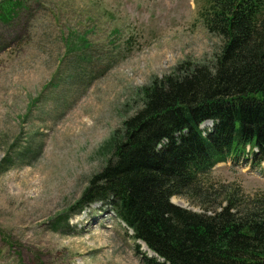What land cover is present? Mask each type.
<instances>
[{"label":"rangeland","instance_id":"obj_1","mask_svg":"<svg viewBox=\"0 0 264 264\" xmlns=\"http://www.w3.org/2000/svg\"><path fill=\"white\" fill-rule=\"evenodd\" d=\"M22 5L0 24V264H149L111 206L77 211V202L104 166L110 136L141 107L142 89L220 52L222 37L199 16L204 0ZM201 181L193 200L202 208L179 196L172 203L199 211L227 197L264 199V164L229 159Z\"/></svg>","mask_w":264,"mask_h":264},{"label":"trees","instance_id":"obj_2","mask_svg":"<svg viewBox=\"0 0 264 264\" xmlns=\"http://www.w3.org/2000/svg\"><path fill=\"white\" fill-rule=\"evenodd\" d=\"M25 1L1 0L0 24ZM199 16L222 37L220 52L142 89L141 107L110 136L105 164L89 178L77 211L96 201L111 206L131 238L154 253L143 252L149 264H264V199L227 197L199 211L171 201L184 197L202 208L193 200L201 177L218 163L238 162L248 145L258 148L252 166L264 159V0H204ZM78 40L85 60L88 41Z\"/></svg>","mask_w":264,"mask_h":264},{"label":"bare ground","instance_id":"obj_3","mask_svg":"<svg viewBox=\"0 0 264 264\" xmlns=\"http://www.w3.org/2000/svg\"><path fill=\"white\" fill-rule=\"evenodd\" d=\"M238 161H239V162H242V161L244 162V161H246V156L240 157ZM143 247H144V246H143ZM144 249H147V248L144 247ZM149 251H150V250H149ZM149 251H148V252H149ZM149 254H150V256H151V255H154V253H153L152 251H150Z\"/></svg>","mask_w":264,"mask_h":264}]
</instances>
